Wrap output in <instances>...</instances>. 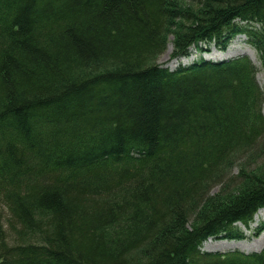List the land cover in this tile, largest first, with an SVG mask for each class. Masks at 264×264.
I'll use <instances>...</instances> for the list:
<instances>
[{"label":"trees","instance_id":"trees-1","mask_svg":"<svg viewBox=\"0 0 264 264\" xmlns=\"http://www.w3.org/2000/svg\"><path fill=\"white\" fill-rule=\"evenodd\" d=\"M238 34L264 72V0H0V264H264L200 248L264 207L255 65L158 63Z\"/></svg>","mask_w":264,"mask_h":264},{"label":"rangeland","instance_id":"rangeland-1","mask_svg":"<svg viewBox=\"0 0 264 264\" xmlns=\"http://www.w3.org/2000/svg\"><path fill=\"white\" fill-rule=\"evenodd\" d=\"M171 36L168 37V42L164 52L159 56L158 63L168 69H174L180 64H190L199 59L220 61L223 59H234L240 56L248 57L256 67L255 78L259 86L264 89V72L261 69V64L258 58L257 51L246 41L244 35H236L226 46L225 50H219L217 46L212 43L199 44L198 46H191L188 49L187 55L184 57L172 58V44ZM251 57L253 59H251ZM264 115V103L261 107ZM216 192V187L210 188V194ZM236 228L241 233L242 237L238 239H224V238H208L201 244V250L209 252H230L241 251L250 253L259 251L264 246V208L258 209L253 215L252 222L246 227L240 223L236 224ZM240 244L245 248L232 247L231 244Z\"/></svg>","mask_w":264,"mask_h":264},{"label":"bare ground","instance_id":"bare-ground-1","mask_svg":"<svg viewBox=\"0 0 264 264\" xmlns=\"http://www.w3.org/2000/svg\"><path fill=\"white\" fill-rule=\"evenodd\" d=\"M182 57H184V55H182ZM251 59H253L252 57H251ZM263 237V239H264V235L262 236ZM224 239H230V238H224ZM232 239H237V238H232ZM231 246L232 247H239V248H245L244 246H242V245H240V244H231Z\"/></svg>","mask_w":264,"mask_h":264}]
</instances>
